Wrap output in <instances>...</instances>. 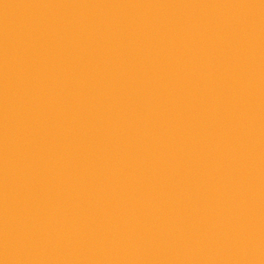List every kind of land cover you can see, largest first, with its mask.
Masks as SVG:
<instances>
[{
    "label": "water",
    "instance_id": "95a60500",
    "mask_svg": "<svg viewBox=\"0 0 264 264\" xmlns=\"http://www.w3.org/2000/svg\"><path fill=\"white\" fill-rule=\"evenodd\" d=\"M0 264H264V0H0Z\"/></svg>",
    "mask_w": 264,
    "mask_h": 264
}]
</instances>
